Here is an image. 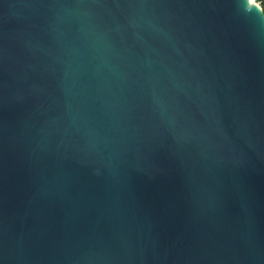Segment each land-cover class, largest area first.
Returning <instances> with one entry per match:
<instances>
[{"label":"water","instance_id":"95a60500","mask_svg":"<svg viewBox=\"0 0 264 264\" xmlns=\"http://www.w3.org/2000/svg\"><path fill=\"white\" fill-rule=\"evenodd\" d=\"M0 264H264L260 8L0 0Z\"/></svg>","mask_w":264,"mask_h":264},{"label":"built area","instance_id":"2783aa9c","mask_svg":"<svg viewBox=\"0 0 264 264\" xmlns=\"http://www.w3.org/2000/svg\"><path fill=\"white\" fill-rule=\"evenodd\" d=\"M252 4H255L257 7H259L264 14V0H255V3Z\"/></svg>","mask_w":264,"mask_h":264},{"label":"snow or ice","instance_id":"6c2138e0","mask_svg":"<svg viewBox=\"0 0 264 264\" xmlns=\"http://www.w3.org/2000/svg\"><path fill=\"white\" fill-rule=\"evenodd\" d=\"M249 3H255V0H249Z\"/></svg>","mask_w":264,"mask_h":264}]
</instances>
